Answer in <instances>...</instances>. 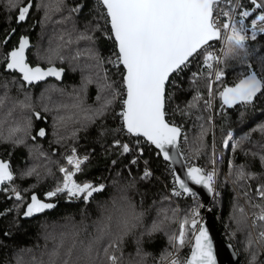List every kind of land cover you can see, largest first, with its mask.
<instances>
[{
	"label": "trees",
	"instance_id": "obj_1",
	"mask_svg": "<svg viewBox=\"0 0 264 264\" xmlns=\"http://www.w3.org/2000/svg\"><path fill=\"white\" fill-rule=\"evenodd\" d=\"M28 1L14 0L15 7L10 9L9 0H0V58L17 45L21 36L29 35V63L43 67L55 65L63 68L64 74L59 79L21 87L20 76L5 71L0 60V98L3 99L0 107V158L9 160L15 174L13 186L23 190L25 204L32 194L43 198L44 193L56 186L62 179L59 167L64 166V158L73 148L80 156H88L75 179L97 185L103 183L106 187L95 193L90 202L83 198L69 200L66 194H60L46 201L57 202L55 208L31 218L23 216L25 207H17L19 202L9 198L10 191H0V264H52L53 260L62 264L64 252L73 243L77 245L73 259L80 256L81 264H88L83 257V245L96 232L97 222L105 214L119 216L120 209L129 201L142 217L120 243L116 253L121 258L120 264H163L169 259L167 254L174 252L169 237L179 234L185 213L200 203V199L197 196H174L170 165L145 139L128 135L124 130L118 131L117 127L121 125L118 100L86 127L80 123L57 127L55 123L57 116L76 111L71 105L78 95L82 96L85 106H100L103 101L97 100L100 95L97 81L105 71L111 81L119 83L121 79L122 67L117 70L108 63L116 45L105 35H110V26L105 22L104 8L99 0H64V7L60 11L53 10L45 19L41 0H32L27 20L17 24L19 8ZM240 4L244 9L251 6L250 0H241ZM77 7L80 10L72 12ZM252 18L246 21L250 23ZM13 29L15 33L11 39L3 44ZM81 33L92 35L94 40H77ZM69 40L72 43H67ZM247 45L250 68L238 60L226 59L224 55L219 71L222 69L225 74L212 87L211 109L204 106V101L209 99L207 85L213 70L205 66L202 56L191 58L189 67L178 76L173 74L175 79L166 89L171 97L166 103V119L181 126L183 136L187 137L186 140L182 137L180 143L187 165L194 159L195 165L208 170L212 166L214 147L222 150L221 159L216 162L217 184L209 208L222 237L233 245L238 255L236 264H250L253 256L254 264H264V240L259 236L264 231V221L255 220L260 209L253 206L264 204V199L257 193L259 186L264 184V163L260 159L264 155V94H259L252 105L232 108L223 106L219 97V91L234 85L246 72L256 71L258 75H264V36L248 40ZM56 48H61L64 59H55L49 64L47 53ZM89 49L99 54L103 61L101 67H97V61L89 55ZM211 63L214 69V61ZM193 73H197L195 79ZM89 77L92 82L86 83ZM197 93L203 99L195 107H188ZM25 94L31 97L34 110L43 119H37L29 110L21 108L19 102L25 100ZM45 106L48 111H44ZM27 116H31L32 128L24 142H13L22 135L20 133L7 139L13 128L25 123L24 117ZM40 128L46 130L44 137L37 136ZM202 132L205 133L204 147L200 149ZM226 133H232L233 138L229 147L223 148ZM123 137L132 149L127 154H123L114 143ZM139 149H143L142 154ZM133 159H136L135 164L131 163ZM239 166L253 174V178L239 180L236 175ZM31 168L36 170L32 176L21 175ZM146 168L151 171V177L141 179ZM237 220L244 222L238 225ZM154 224H159L155 231L152 230ZM106 246L105 241L98 246L102 260V249ZM190 248H181L180 257L185 258ZM57 251L60 256L54 257L52 254ZM104 264H107L106 260Z\"/></svg>",
	"mask_w": 264,
	"mask_h": 264
},
{
	"label": "snow or ice",
	"instance_id": "obj_2",
	"mask_svg": "<svg viewBox=\"0 0 264 264\" xmlns=\"http://www.w3.org/2000/svg\"><path fill=\"white\" fill-rule=\"evenodd\" d=\"M99 3L104 8L105 22L110 26V35L108 33L105 35L116 45L115 59L109 58L108 63L117 70L122 67L123 70L119 73L121 79L119 83L111 81L105 71L104 76L97 81L100 89L97 100L103 101L100 106L98 108L85 106L82 96L78 95L71 105L76 111L68 115L57 116L55 118L56 126L68 127L70 123H80L82 127H86L96 118L103 116L119 100L121 110L118 115L121 119L122 129L128 135L143 137L147 143L158 150V156H161L166 162L174 163L182 155L181 139L183 137L186 140L187 137L183 136L181 126L166 119V103L171 98L166 89L172 85V80L175 79L173 74L178 76L182 73L189 67L190 58L196 56H202L205 66L212 71L211 61H219V57L211 50L210 42L212 41H222L226 59L238 60L250 68L248 64L250 50L247 42L249 39H256L257 30L259 33H264V0H260L259 3L257 0H250L253 6L251 9H244L242 4H237L230 10L218 6L221 3L232 4V0H99ZM8 6L10 9L15 7L14 0H9ZM41 7L45 9V19H48L53 10L60 11L64 7V0H47V2L41 0ZM236 8H240L241 11L236 13ZM31 9L30 0L29 4L19 9L17 21L24 22ZM79 10V7L73 8L72 12ZM214 13L216 14L214 15ZM249 17H253L250 20V34L249 29L244 27L245 21ZM221 18H223V22H221ZM10 38L9 35L2 43L6 44ZM77 40L92 42L94 37L87 33H81ZM67 43H72V41L69 40ZM28 48L29 38L22 37L13 50L0 58L5 71L17 73L20 76L18 82L21 87L25 83L33 85L36 82L44 81L47 77L61 78L64 72L63 68L49 66L45 69L32 66L26 58V49ZM88 52L97 61V67H101L103 61L99 54L94 49H89ZM47 58L49 64H52L55 59L63 61L64 56L61 55V48L49 49ZM224 74L222 69L216 72L215 82L220 81ZM192 77L195 79L197 73H193ZM91 82L90 77L86 79V83ZM212 83L213 81H210L207 85L209 99L204 101V106L209 109L212 105ZM83 91L82 88L81 93ZM259 94H264V75H258L256 71L246 72L234 86L224 87L219 91L222 105L228 108L236 105H252ZM202 99L203 97L197 93L194 102L188 107H195L196 103ZM19 104L22 109L29 110L37 119H43L40 113L34 110L31 97L27 94H25V100L20 101ZM2 106L3 99L0 98V107ZM58 107L67 108L68 105H59ZM48 110L45 106L44 111ZM24 120L25 123L22 126L17 125L10 131L7 139H12L17 133H20L22 135L16 137L13 142H24V137L29 135L32 128V119L31 116H27L24 117ZM210 120L211 117H209ZM204 134V132L201 134L200 149L204 147ZM45 135L44 128L37 131V136L44 137ZM35 138L32 137V139ZM232 138V133H228L224 147H229ZM114 143L122 150L123 154L132 151L127 143H121L119 140ZM237 143L239 144V142ZM138 144L139 141H137V146ZM173 151L175 155H173ZM139 152L142 154L143 149H139ZM41 155L44 154L41 153ZM260 159L264 163V155H261ZM87 160V155L80 157L76 149L73 148L71 154L66 157V164L70 167H59V172L63 176L54 189L44 193L43 198L32 194L29 202L25 204L23 190L13 186L15 174L10 162L0 159V191H10L9 198H14L19 202L17 207H25L23 213L25 218H31L36 214L55 208V203L46 201H51L52 198L60 194H66L69 200L83 198L85 202H90L94 194L102 192L106 186L103 183L97 185L75 179ZM131 163L135 164L136 159H133ZM212 163L215 164V159L212 160ZM35 172V168H31L22 172L21 175L32 176ZM186 175L191 184L202 186L209 193L215 191L216 173L214 167L209 171L199 166L190 165ZM236 175L239 180L253 178V174L247 173L243 166L238 167ZM150 177L151 171L146 168L141 179ZM188 181L173 173V195L176 197L186 195L195 198L197 192ZM257 193L260 198L264 199V184L259 186ZM253 206L260 209V214L255 217V220L264 221V204ZM200 207L201 205L196 203L190 208L182 219L179 234H172L169 237L174 249V253L167 254L170 264H217L213 242L208 229L203 226L200 218ZM105 213H107V209H105ZM141 217L142 213H137L130 201L120 209L119 216L103 215L97 222L96 232L83 245V257H86L88 264H104V260L107 261V264H120L121 258L116 254L120 249V243L124 235L136 226ZM243 222L237 220L238 225ZM158 228L159 224H154L152 230L155 231ZM189 234H191V239ZM259 236L264 240V231H261ZM102 241L107 244L102 249L103 260L100 259V249L98 248ZM187 243H191L190 255L180 258L177 254ZM76 247V243H73L66 249L62 264H81L80 256L73 259V250ZM52 255L59 257L60 253L57 251ZM254 261L255 256L252 257L250 264H254ZM52 264H56V261L53 260Z\"/></svg>",
	"mask_w": 264,
	"mask_h": 264
},
{
	"label": "water",
	"instance_id": "obj_3",
	"mask_svg": "<svg viewBox=\"0 0 264 264\" xmlns=\"http://www.w3.org/2000/svg\"><path fill=\"white\" fill-rule=\"evenodd\" d=\"M29 2H30V0L25 4V5H27V4H29ZM31 3H33L32 2V0H31ZM25 5H23V6H25ZM23 6H21L20 8H22ZM19 8V9H20ZM30 13V12H29ZM29 15V14H28ZM17 16H18V13H17V15H16V23L17 24H20L21 22H18L17 21ZM28 17V16H27ZM27 20V19H26ZM25 20V21H26ZM24 21V22H25ZM14 30V29H13ZM13 30H11L10 32H9V34L6 36V37H8L9 35L12 37L13 36V34L15 33V30L13 31ZM28 37L29 38V48H30V43H31V40H30V36L29 35H23V36H21L20 38H22V37ZM5 37V38H6ZM19 38V39H20ZM11 39V38H10ZM9 39V40H10ZM5 40V39H4ZM8 40V41H9ZM213 42V41H212ZM211 43V42H210ZM3 44H5V43H3ZM17 46V45H16ZM15 46V47H16ZM14 47V48H15ZM13 48V49H14ZM29 48L28 49H26V58H27V60H28V57H27V53H28V50H29ZM12 49V50H13ZM191 59V58H190ZM32 66H39V67H43V66H41V65H38V64H36V65H32ZM49 66H54V67H57V68H61V67H58V66H55V65H49ZM49 66H46V67H43V68H47V67H49ZM63 74H64V72H63ZM63 74H62V76H63ZM61 76V77H62ZM56 77H47L44 81H40V82H36V83H34L33 85H37V84H39V83H41V82H45V81H47L48 79H55ZM236 83H238V81L236 82ZM27 86H30V85H28L27 83H25ZM235 85V84H234ZM234 85H230V86H234ZM227 87H229V86H227ZM227 107V106H226ZM132 136H134V135H132ZM134 137H136V136H134ZM141 138H143V137H141ZM144 139V138H143ZM153 146V145H152ZM154 147V146H153ZM155 148V147H154ZM156 149V148H155ZM157 150V149H156ZM158 151V150H157ZM182 153V152H181ZM173 155H175V152L173 151ZM162 158V157H161ZM0 159H2V158H0ZM2 160H4V159H2ZM5 162H9V160H4ZM166 162V161H165ZM169 165H170V167L172 168V171H173V173H175L176 175H180L181 176V178H183V179H185L186 181H188V178H187V175H186V172H187V168L189 167L188 165H187V163H186V160L184 159V156H183V154L180 156V157H178L177 159H176V161L174 162V163H169V162H167ZM191 166H198V165H191ZM200 167V166H199ZM189 182V184H190V186L191 187H193L194 188V190L197 192V197L202 201V203H203V207H202V211L204 212V222L202 223L203 224V226L204 227H206L207 229H208V232H209V235H210V238H211V240H212V242H213V248H214V253H215V255H216V260H217V264H236L237 263V260H238V255H237V253H236V251L234 250V247H233V245L230 243V242H228V241H226L223 237H222V235H221V233H220V231L218 230V227H217V225H216V223H215V219H214V215H213V212L211 211V209L209 208V206L208 205H210V203H211V201H212V198H213V193H209L208 191H207V189H205V188H203L202 186H199V185H193V184H191V182L190 181H188ZM55 204H57V202H54ZM208 206V207H207ZM191 249V248H190ZM190 255V251H189V253H188V255L187 256H189Z\"/></svg>",
	"mask_w": 264,
	"mask_h": 264
},
{
	"label": "built area",
	"instance_id": "obj_4",
	"mask_svg": "<svg viewBox=\"0 0 264 264\" xmlns=\"http://www.w3.org/2000/svg\"><path fill=\"white\" fill-rule=\"evenodd\" d=\"M239 3V0H232V4H227V3H221L218 7H220V8H224V9H226V10H230V9H232L233 7H234V5H237ZM253 6L251 5L248 9H251ZM235 12L236 13H238L239 12V8H236V10H235ZM216 13H214V15H215ZM221 22H223V18H221ZM244 27H246V28H248L249 29V34H250V23H248L247 21H245V24H244ZM230 31V30H229ZM262 36H264V33H259V31L257 30V36H256V39H258L259 37H262ZM255 39V40H256ZM249 40H251V39H249ZM212 45H214V48L212 49L214 52H215V55L217 56V57H219V61H217V60H213L214 61V69H213V72H212V74H211V81H213V83H212V87H213V85H214V83H215V73L216 72H218L219 71V68H220V65H221V63H222V59H223V57H224V51H223V48H224V45H223V43H222V41H216L215 43H213ZM112 59H115V56H114V54H113V57H112ZM212 95H213V93H212ZM119 101V100H118ZM118 131H122L123 129H122V127H121V125H119L118 127ZM125 131V130H124ZM126 132V131H125ZM227 136H228V133H226V135H225V139H224V141L227 139ZM120 141V140H119ZM224 141H223V144H222V147L223 148H225L224 147ZM232 141V140H231ZM230 141V142H231ZM121 143H127L128 144V142H127V140L123 137L122 138V140L120 141ZM229 142V143H230ZM77 152V151H76ZM213 153L215 154L214 156H213V159H215V164L213 165V163H212V166L208 169L209 171L210 170H212V168L214 167L215 168V173H216V175H215V183H214V188H215V190H216V184H217V170H216V162L218 161V160H220L221 159V156H222V150H220V149H217L216 147H214V149H213ZM71 154V152L68 154V155H70ZM78 154V153H77ZM67 155V156H68ZM79 155V154H78ZM80 156V155H79ZM80 157H83V156H80ZM191 164H188V166H190V165H195V160L194 159H191V162H190ZM70 167V166H69ZM83 182H90V181H83ZM215 193V191L213 192V194ZM200 205H201V207H200V209H199V211H200V218H201V221H202V223L204 222V212H202L201 211V208L203 207V203H202V201L200 200V203H199ZM209 206V205H208ZM207 206V207H208ZM191 239V238H190ZM190 245H191V243H187L184 247H183V249L182 250H185V249H187V248H189L190 247ZM182 250H180L179 251V253L177 254L179 257H180V253H181V251ZM187 257V256H186ZM180 258H183V257H180ZM170 263V261H169V259L168 260H166L163 264H169Z\"/></svg>",
	"mask_w": 264,
	"mask_h": 264
},
{
	"label": "rangeland",
	"instance_id": "obj_5",
	"mask_svg": "<svg viewBox=\"0 0 264 264\" xmlns=\"http://www.w3.org/2000/svg\"><path fill=\"white\" fill-rule=\"evenodd\" d=\"M257 2H258V0H257ZM241 3V0H239V3L238 4H240ZM259 3V2H258ZM258 11V10H257ZM254 15H255V13H254ZM215 42V41H214ZM213 42V43H214ZM210 44H212V43H210ZM211 101H212V106H213V95L211 96ZM226 135V134H225ZM66 157H67V155L65 156V158H64V166L65 167H69L67 164H66ZM62 176H63V174H62ZM6 188H7V185L5 186ZM54 189V188H53ZM174 253V252H173Z\"/></svg>",
	"mask_w": 264,
	"mask_h": 264
},
{
	"label": "bare ground",
	"instance_id": "obj_6",
	"mask_svg": "<svg viewBox=\"0 0 264 264\" xmlns=\"http://www.w3.org/2000/svg\"><path fill=\"white\" fill-rule=\"evenodd\" d=\"M213 42H214V41H213ZM213 42H211V43L213 44ZM215 42H216V41H215ZM215 42H214V43H215ZM212 44H211V45H212ZM213 48H214V45H212V49H213ZM212 49H211V50H212ZM90 182H91V181H90ZM92 183H93V182H92ZM201 211H202V208H201ZM202 212H203V211H202ZM190 247H191V245H190Z\"/></svg>",
	"mask_w": 264,
	"mask_h": 264
}]
</instances>
